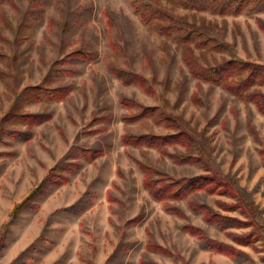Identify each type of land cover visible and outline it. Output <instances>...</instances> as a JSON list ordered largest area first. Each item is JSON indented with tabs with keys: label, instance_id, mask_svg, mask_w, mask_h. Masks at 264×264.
Masks as SVG:
<instances>
[{
	"label": "rangeland",
	"instance_id": "374dc122",
	"mask_svg": "<svg viewBox=\"0 0 264 264\" xmlns=\"http://www.w3.org/2000/svg\"><path fill=\"white\" fill-rule=\"evenodd\" d=\"M146 2L204 25L208 38L226 47L207 54L196 48L204 64L230 58L264 64V4L222 15L208 7H184L179 0ZM164 39L144 25L133 0H3L0 116L15 92L29 85L66 87L68 94L28 103L26 110L52 118L31 128L19 126L29 129V139L7 138L8 144H0L7 153L0 155V236L15 205L52 167L71 161L82 165L68 174L65 185L41 195L38 208L27 207L10 222L0 264H264L262 251L237 243L230 234L248 233L251 226L224 230L189 206L197 201L227 213L218 201L232 198L198 191L184 200H169L181 214L169 212L144 187L137 160L147 156L160 170L179 177L204 173L203 167L176 164L157 149L121 142L127 131H173L153 118L126 124L123 115L136 109L122 105V97L165 108L203 137L213 168L235 181L259 207L258 220L264 223V115L219 86L199 85L182 61L181 47L171 40L164 44ZM77 51L91 56L80 58ZM113 68L144 76L149 87L127 83L128 76L118 77ZM88 148L102 154L88 160L82 153ZM168 149L184 151L180 146ZM187 225L241 253L230 257L214 252Z\"/></svg>",
	"mask_w": 264,
	"mask_h": 264
},
{
	"label": "trees",
	"instance_id": "16d2710c",
	"mask_svg": "<svg viewBox=\"0 0 264 264\" xmlns=\"http://www.w3.org/2000/svg\"><path fill=\"white\" fill-rule=\"evenodd\" d=\"M2 3L3 0H0V9ZM179 3L187 8L202 9L208 7L222 15H237L246 11L249 6L264 4V0H179ZM133 5L144 25L149 30L156 29L165 37L164 44L171 40L181 47L182 61L199 85L205 82L219 86L232 94L235 99L245 103H253L258 111L264 115V64L239 58L224 59L215 64H204L196 53V48H200L204 54L226 48L208 38L203 28L204 25L190 23L187 16L174 14L164 5L148 3L146 0H133ZM262 28L264 29V25ZM77 52H80V58L91 56V53ZM76 54L78 53L74 55ZM2 56L5 55L0 54V59ZM113 72L122 79L128 76L127 83L138 81L143 87H149L147 79L140 74H127L120 68H113ZM4 75L5 72L0 70V76L4 78ZM67 94L66 87L49 88L42 84L29 85L17 90L9 109L3 116H0V144H8L7 138L23 137L29 139L31 136L29 129H22L19 126L31 128L52 118L50 113L26 110L28 103L39 102L43 99L61 100ZM120 103L125 107L136 109L133 113L123 115L122 119L126 124L153 118L173 129L167 133L136 134L127 131L121 136L123 145L139 149H157L176 164L196 165L203 167L205 171L195 176H171L156 167L151 159L145 156L143 160H137V163L144 176V187L149 194L155 200L165 202L167 211L177 214H181V210L168 201L187 199L194 192L204 191L207 194H219L232 198V201H218L220 208L227 213L197 201H191L189 206L193 211L203 213L206 222L217 223L224 230L231 227L251 226L252 229L248 233L231 232L230 234L237 243L250 245L254 249L262 251L264 262V223L258 220L260 209L244 196L236 187L234 180L213 168L209 157L210 151L203 137L201 138L182 118L167 112L161 106L144 105L130 97H122ZM248 127L252 132H255L251 119L248 120ZM170 146L183 147L184 151L171 152L168 149ZM101 152L102 150L99 148H88L82 151L88 160H93L101 155ZM5 154L7 153L0 151V155ZM81 165L82 163L79 161H71L52 167L39 185L15 205L10 213L11 221L17 218L27 207L38 208L39 205L35 203L36 200L52 186L65 185L69 181L68 174L74 173ZM233 212L244 214L245 218L230 214ZM11 221L4 225V231L0 236V251L5 246L7 230ZM186 229L190 234L206 240L208 247L216 253L230 257H237L241 253L235 245L209 238L200 227L187 225ZM140 264L153 263L141 260Z\"/></svg>",
	"mask_w": 264,
	"mask_h": 264
}]
</instances>
